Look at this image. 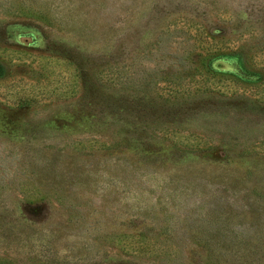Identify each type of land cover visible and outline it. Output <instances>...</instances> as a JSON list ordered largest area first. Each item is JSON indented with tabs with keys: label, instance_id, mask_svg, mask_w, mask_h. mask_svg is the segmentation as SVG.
Wrapping results in <instances>:
<instances>
[{
	"label": "rangeland",
	"instance_id": "rangeland-1",
	"mask_svg": "<svg viewBox=\"0 0 264 264\" xmlns=\"http://www.w3.org/2000/svg\"><path fill=\"white\" fill-rule=\"evenodd\" d=\"M0 264H264V0H0Z\"/></svg>",
	"mask_w": 264,
	"mask_h": 264
}]
</instances>
